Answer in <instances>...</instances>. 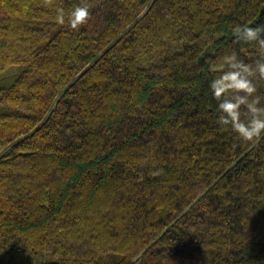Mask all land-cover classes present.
<instances>
[{
    "label": "trees",
    "instance_id": "obj_1",
    "mask_svg": "<svg viewBox=\"0 0 264 264\" xmlns=\"http://www.w3.org/2000/svg\"><path fill=\"white\" fill-rule=\"evenodd\" d=\"M237 24L264 0H0V264H264V135L210 88Z\"/></svg>",
    "mask_w": 264,
    "mask_h": 264
},
{
    "label": "clouds",
    "instance_id": "obj_2",
    "mask_svg": "<svg viewBox=\"0 0 264 264\" xmlns=\"http://www.w3.org/2000/svg\"><path fill=\"white\" fill-rule=\"evenodd\" d=\"M51 5L52 0H44ZM87 4L76 6L65 17L64 9H57L56 22L78 31L90 19ZM264 27H251L237 24L232 29L236 42L258 45V58L246 63L235 52L225 55L218 62L211 61L209 71L219 73L210 83L214 99L218 103L217 123L225 128L231 127L238 137L245 142L255 143L264 135V106L257 95V79L264 80Z\"/></svg>",
    "mask_w": 264,
    "mask_h": 264
},
{
    "label": "rangeland",
    "instance_id": "obj_3",
    "mask_svg": "<svg viewBox=\"0 0 264 264\" xmlns=\"http://www.w3.org/2000/svg\"><path fill=\"white\" fill-rule=\"evenodd\" d=\"M260 241H264V235L260 238Z\"/></svg>",
    "mask_w": 264,
    "mask_h": 264
}]
</instances>
